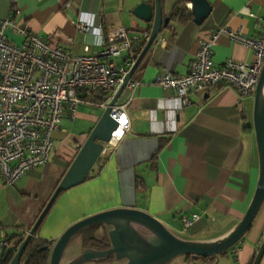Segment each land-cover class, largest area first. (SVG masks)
Here are the masks:
<instances>
[{
  "label": "crops",
  "instance_id": "1",
  "mask_svg": "<svg viewBox=\"0 0 264 264\" xmlns=\"http://www.w3.org/2000/svg\"><path fill=\"white\" fill-rule=\"evenodd\" d=\"M182 1L189 5L185 0H160L162 17L169 21L157 37L164 44L147 52L131 78L133 90L124 88L116 101L126 105L130 120L123 140L99 156L84 181L62 191L44 216L37 235L52 246L51 240L56 242L71 224L116 208L146 212L177 237L204 235L209 223L223 230L209 241L198 240L203 242L225 237L245 214L259 177L254 93L241 97L233 87L221 84L205 92H189V103L183 104L172 89L157 84L156 78L166 72L188 73L199 41L216 29L241 30L247 37L258 38L264 0H206L211 13L200 26L193 23V18H169ZM140 3L154 11V0H17L14 5L0 0V21L11 18L41 38L55 36L59 47L72 55H84L85 47L88 54H93L101 50L109 28L125 29L132 40L142 33L150 34L152 22L133 15ZM79 23L90 27L91 32H80ZM8 38L21 42L12 33ZM252 54L251 49L226 35L217 37L212 46V60L217 65L227 61L248 63ZM101 109L82 104L73 119L65 117L75 121L81 131L77 134L60 127L53 134L47 163L27 171L14 186L4 185L0 176V226L4 236L12 237L32 227ZM192 214L199 220L183 231L181 217ZM110 229L99 224L77 233L68 242L60 264H111L112 257L76 263L86 248L105 249L94 239ZM263 239L264 201L249 232L222 258L249 264ZM182 257L179 264L201 263ZM259 264H264V254Z\"/></svg>",
  "mask_w": 264,
  "mask_h": 264
},
{
  "label": "built area",
  "instance_id": "2",
  "mask_svg": "<svg viewBox=\"0 0 264 264\" xmlns=\"http://www.w3.org/2000/svg\"><path fill=\"white\" fill-rule=\"evenodd\" d=\"M9 1L13 5L17 2ZM186 8L191 10L190 5ZM258 25V38L247 37L241 30L216 29L199 41L188 73L166 72L157 76L156 83L172 89L183 104L189 103V92H205L221 84L233 87L241 97L255 93L264 64V19L258 20ZM78 29L91 32L83 23ZM9 33L21 38V42L9 41ZM221 35L251 49V61L215 64L212 46ZM149 36L145 32L136 40L145 45ZM131 42L125 29L112 27L106 31L99 52L88 54L85 47L84 55H72L59 47L55 36L41 38L11 18L0 21V176L4 185L14 186L27 171L47 163L53 134L59 130L62 118L73 119L82 104L110 107L109 115L117 126L109 140L102 143V153L118 146L130 128V120L125 104L109 103L135 62L124 58ZM163 44L164 40L157 38L151 48ZM134 86L130 79L125 88L132 91ZM84 93L108 94V99L94 102L83 99ZM197 220L196 214L183 215V231ZM22 234L28 235L29 229L19 232ZM18 246L16 239L4 238L0 226V264H5Z\"/></svg>",
  "mask_w": 264,
  "mask_h": 264
},
{
  "label": "water",
  "instance_id": "3",
  "mask_svg": "<svg viewBox=\"0 0 264 264\" xmlns=\"http://www.w3.org/2000/svg\"><path fill=\"white\" fill-rule=\"evenodd\" d=\"M191 6V16L195 25H202L211 13V5L206 0H185ZM154 11L148 4L140 3L133 15L146 23L152 22L148 41L133 66L123 78V83L113 94L109 105H113L132 78L141 61L151 49L168 19L162 17L160 0H154ZM264 64L254 93L253 127L259 154V177L253 198L240 222L225 237L215 241H189L177 237L152 215L137 209L116 208L103 211L68 226L52 246L49 263L60 264L68 242L85 228L105 224L111 226L103 237L94 239L102 250L86 248L76 263L93 262L112 257L117 264H166L176 256L217 257L223 251L238 244L252 225L264 201ZM110 107L103 110L97 122L87 134L75 157L57 183L53 193L41 210L29 234L19 244L8 264H19L22 251L50 209L56 197L64 190L85 180L96 160L102 154L103 142L109 140L117 124L109 115ZM140 227L143 232L138 231ZM264 254V239L256 252L252 264H259ZM109 260V259H108Z\"/></svg>",
  "mask_w": 264,
  "mask_h": 264
},
{
  "label": "trees",
  "instance_id": "4",
  "mask_svg": "<svg viewBox=\"0 0 264 264\" xmlns=\"http://www.w3.org/2000/svg\"><path fill=\"white\" fill-rule=\"evenodd\" d=\"M177 6H179V7H177ZM179 16L187 17L189 19L192 18L191 12L187 10L186 4L184 3V1L180 2L179 4H176V6L173 8L172 13L169 15V18H175V17H179ZM163 28H166V27H163ZM143 48H144V44L140 43L137 40H132L131 48H130L129 52H127V54L125 55L124 58L125 59H132L133 61H135L137 59V57L139 56L140 52H142ZM81 97L83 99H89V100H92L94 102H103V101H106L108 99V94H97V93L87 94V93H84L81 95ZM40 225H41V223L39 224L36 231L34 232V235L31 236L30 239L28 240V242L26 243V245L22 251L19 264H48L49 263V257H50V252L52 249V244L48 240L41 239L37 235ZM251 227H252V225L247 230V232H249ZM28 229H30V228H28ZM26 236H27L26 234L19 235V232H18L17 234H14L12 237L4 236V238L8 241H12V240L16 239L18 241V243L20 244L26 238ZM235 246H233V247H235ZM233 247H231L227 251H223L217 257H196L193 255H189V256H186V258L192 259V260H198L201 262V264H215L216 261L219 259V257L226 256L227 253L229 252V250H231ZM12 257H13V255L8 256L7 259L5 260V264H8L9 261L12 259ZM254 257L252 258V260L249 264L253 263Z\"/></svg>",
  "mask_w": 264,
  "mask_h": 264
},
{
  "label": "rangeland",
  "instance_id": "5",
  "mask_svg": "<svg viewBox=\"0 0 264 264\" xmlns=\"http://www.w3.org/2000/svg\"><path fill=\"white\" fill-rule=\"evenodd\" d=\"M86 110H88V109H86ZM89 111L92 112V113H97L96 109H90ZM74 124H75V121L70 122L67 118L63 117L62 120H61V123H60V127L65 128L66 130H69V131L73 130L74 133L78 134L81 130H77L78 127H76V125H74ZM87 124L88 123H86L85 126ZM222 231L223 230L220 227H218L217 224L209 223L204 235L194 236V235H190V233H189V234H178V237L182 238V239H185V240H189V241H198L201 238H203L204 241H209L210 238L214 237L215 235L220 234ZM6 232L7 233H11V231H9V229H7ZM181 258H183V257L182 256H176V257H174L171 261H169L166 264H179V263H181ZM118 262L119 261H112L111 264H116ZM191 264H201V263H191ZM215 264H236V263L231 258L219 257V259L216 261Z\"/></svg>",
  "mask_w": 264,
  "mask_h": 264
}]
</instances>
